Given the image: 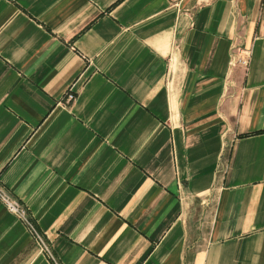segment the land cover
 Returning <instances> with one entry per match:
<instances>
[{"label": "crops", "instance_id": "1", "mask_svg": "<svg viewBox=\"0 0 264 264\" xmlns=\"http://www.w3.org/2000/svg\"><path fill=\"white\" fill-rule=\"evenodd\" d=\"M0 185V264H264V0H0Z\"/></svg>", "mask_w": 264, "mask_h": 264}, {"label": "built area", "instance_id": "2", "mask_svg": "<svg viewBox=\"0 0 264 264\" xmlns=\"http://www.w3.org/2000/svg\"><path fill=\"white\" fill-rule=\"evenodd\" d=\"M239 61L246 64L248 62V55L244 54V57H239ZM74 94H69V98H73ZM0 199L6 204L8 209L14 212L19 218H21L25 224L28 226L32 235L34 236L36 242L40 246L41 250L48 252L50 255H53L49 244L44 237V234L38 229L35 222L28 215V209L15 197H13L9 192H7L2 185H0Z\"/></svg>", "mask_w": 264, "mask_h": 264}]
</instances>
